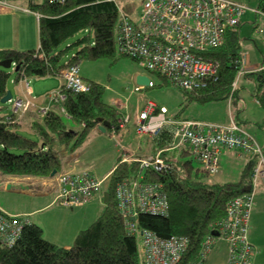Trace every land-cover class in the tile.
I'll use <instances>...</instances> for the list:
<instances>
[{"label":"trees","instance_id":"16d2710c","mask_svg":"<svg viewBox=\"0 0 264 264\" xmlns=\"http://www.w3.org/2000/svg\"><path fill=\"white\" fill-rule=\"evenodd\" d=\"M27 1L31 11L41 14L39 47L0 49V62L12 60L16 64L13 71L0 65V102L13 74L16 81L60 75L63 69L80 65L83 60L113 57L115 29L119 32L123 17L133 19L121 14L118 0ZM238 31H230L221 46L209 51L208 54L220 65L218 73L208 80L206 86L190 91L179 87L184 96L182 105L234 98L233 82L238 71L235 59L240 50ZM80 32L82 34L69 43ZM155 74L170 81L165 75ZM250 74L256 76L254 96L264 110V93L259 92L264 71ZM86 81L91 88L80 93L63 84L60 90L65 92L66 99L32 123L38 133L37 139L20 132L11 119L0 116V176L52 177L51 173L57 170L56 176L62 172L63 165L58 144H65L68 152L75 151L99 124V117L109 121L113 131L121 130L120 119L124 115L116 105L103 100L105 86ZM68 121L82 125V128L76 130ZM171 136L170 131L163 130L152 139L172 168L167 172L144 171L146 181L163 185L169 201L167 213L139 212L133 219L137 232L129 233L118 207L116 191L124 179L140 177L141 167L139 161H122L121 158L108 177L106 187L103 189V183L99 191L102 190L103 203L99 216L78 232L71 246L64 247L48 240L42 227L29 221L24 224L13 246L0 243V264H146L140 251V232L143 230L153 231L161 238L172 235L188 237V247L178 264H201L207 257L202 258L203 240L209 234L217 235L216 224L226 215L228 202L247 191L244 186L250 179L253 164L247 165L239 182H210L203 168L195 167L192 159H182L189 152L188 147L181 148L179 157L167 155L165 148L171 147Z\"/></svg>","mask_w":264,"mask_h":264},{"label":"built area","instance_id":"2783aa9c","mask_svg":"<svg viewBox=\"0 0 264 264\" xmlns=\"http://www.w3.org/2000/svg\"><path fill=\"white\" fill-rule=\"evenodd\" d=\"M7 4L8 0H0V8ZM248 10L263 21L258 26V32L264 36V0L255 9L237 0H143L142 11L136 19L123 17L120 23L119 51L147 71L167 76L180 88L190 91L204 87L218 73L220 65L219 61L208 54L209 51L221 46L227 34L238 29ZM36 15L41 16L38 12ZM235 63L238 73L233 82L234 89L244 73L264 71V66L254 71L245 69L246 55L241 50L238 51ZM61 75L69 90L80 93L91 88L90 83L82 77L78 64L63 69ZM260 83V91L264 93V75ZM153 84L150 81L149 86ZM143 88L145 86H137L135 90ZM30 93L28 89V95ZM48 97L50 102L56 104L65 100L66 94L59 90L50 93ZM9 102L13 112L34 108L44 116L50 110L48 106L38 107L32 98H11ZM61 110L64 111V108ZM167 113V107L148 100L136 118L137 133L154 138L170 127L173 139L171 146H188L190 154L201 162L208 175H215L221 169V148L239 150L255 157L249 189L228 202L226 215L216 224L217 235L206 236L201 252L202 258H205L216 239L223 238L229 243L226 264H252L254 247L249 238L250 219L258 184L264 179L263 148L234 117L229 124H220L175 118ZM129 119V115L122 117L120 128ZM139 162L140 177L124 179L116 191L118 207L131 234L137 232L133 218L139 212L164 215L169 206L163 185L146 181L144 171L153 169L167 172L172 168L171 163L165 160L161 150L154 157L140 159ZM55 177L60 187L58 198L68 206L91 201L103 184V180L89 170L75 173L63 171ZM27 222V217L10 215L0 209V243L13 246ZM140 235V251L146 264H178L189 244L186 236L161 238L150 230H143Z\"/></svg>","mask_w":264,"mask_h":264},{"label":"crops","instance_id":"0c3cea01","mask_svg":"<svg viewBox=\"0 0 264 264\" xmlns=\"http://www.w3.org/2000/svg\"><path fill=\"white\" fill-rule=\"evenodd\" d=\"M16 8L22 9L24 11L22 12L23 14H16ZM27 9H29L28 6H15L14 3H8L7 5H3L0 8V49H31L29 47L36 46L37 44L39 47V17L36 15V12L27 11ZM25 13H29L26 14L28 16H24ZM32 14L34 16H32ZM135 17L136 16H133L132 18L136 19L138 16L136 18ZM11 67L13 68L11 71L15 70L16 64L12 62ZM148 72L150 71H139L137 69L134 70V72L130 76L131 86L134 85V90L137 86H143L137 84L138 74L148 75L150 77V80L153 82L152 77ZM83 74L84 76L82 77L85 80L101 83V79H99V77H97L95 73L94 64H90L88 71L84 72ZM54 76L58 77L59 81H56L53 78ZM42 83H44V85L46 86L39 87ZM32 84L38 91L37 94L34 93ZM63 84L64 80L61 74L47 75L44 77H34L32 80L30 77L20 79L19 81L15 80V76L13 74L8 82V90H11L13 99L32 98L33 102L38 107L48 106L50 109H52L56 106L55 103L50 102L48 96L52 92L59 91ZM44 87H49L51 89L45 94L40 93L39 91ZM145 88L147 89L151 87L145 86ZM28 89H30L31 92L29 95ZM138 95L139 105L136 109L135 114L131 112L129 106L119 98L116 97L114 98V100L109 101V103L116 105L124 116L130 113L128 124L122 127L119 132L113 131L112 127H108L105 131H103L99 128V122V124L91 131L89 138L75 151L68 152L66 150L67 147L65 144H58L57 148H61L58 149L60 150L63 159L62 172L68 171L75 173L83 170H89L90 172L95 174V176H97L96 173L87 166L90 160L89 158H87V150H89L90 148H92V152L102 150L104 153H109L108 155L111 154V158L115 160V163H117V161L121 158L122 161H139L140 159L144 158H152L160 151V149L157 148L158 146L155 140H153L149 136H140L137 133V127L135 123L138 113L143 110L148 100H153L158 105H160V103L153 98L146 97L143 94ZM215 102L216 101L201 104L193 102L202 105V108L197 109L196 116H198V118L187 119L229 124L234 117L238 124L245 128L257 140V142L264 150V128L259 121L262 116L261 113H259L260 116H257L256 112L254 114L250 113L245 115L244 119L241 118L240 114H238L240 110L237 107L238 102L235 101L234 97L229 101L228 113L226 114V112L223 110V116L220 117L222 108H220L218 104H213ZM234 103L236 105V112L233 110ZM2 104L5 103L0 102V108H3ZM0 116H5L8 119H11L20 132L24 134L27 133L35 135L38 137V133L32 128V123L38 119H41L43 115L34 108L27 110L18 109L16 112H13L12 109L11 113H0ZM173 117L178 118L177 116ZM131 121L134 122V128L129 127V123ZM79 126L81 129L82 125ZM164 130L169 131L170 127H167ZM93 139H97V142H95ZM111 141L113 143L112 145L110 144ZM171 141H173L172 136L170 142ZM183 147L188 146H186L185 144L175 147L168 146L165 148V150L167 152V155L169 156L170 152H176L177 149H181ZM188 153H190V151ZM220 163L221 169L217 173V175L215 174L216 176L219 175L218 179L220 181L216 182H239L242 180L243 172L247 165L249 163H255V157L249 155L246 152H240L239 150H227L226 148H221ZM113 169L105 174L104 177H97L99 179H102L104 183L113 172ZM232 170L234 171L232 172ZM223 174L225 177L223 176ZM2 177L3 176H0V179ZM3 178L5 179V183L7 185L9 183L16 185L15 188L13 187L11 189H6L7 191L23 194L25 195L23 196L25 197L24 202L30 201L34 204V207L32 208L20 207V209L15 211H7L11 212L13 215L27 217L30 222L37 223L42 227L45 238L58 245L61 244V246H71L78 232L88 227L99 216L103 208L101 197L102 190L101 193L97 194V196H95L90 202L81 203L75 206H68L61 203L58 198L60 187L55 176ZM249 184L250 179L245 183V190L249 189ZM21 185L24 186L23 189L21 188ZM0 208L2 209L1 204ZM38 213L40 214L36 216V214ZM249 238L254 247L252 264H264V179L260 181L256 190L255 201L251 212ZM228 256V241L223 238H217L212 245V248L209 251L206 259L201 264H226Z\"/></svg>","mask_w":264,"mask_h":264},{"label":"rangeland","instance_id":"374dc122","mask_svg":"<svg viewBox=\"0 0 264 264\" xmlns=\"http://www.w3.org/2000/svg\"><path fill=\"white\" fill-rule=\"evenodd\" d=\"M237 1H240L250 9H255L259 6L261 0H237ZM8 3L10 4L14 3L15 6L17 5L28 6L27 0H8ZM117 3L121 10V14L124 13L129 17L139 16L143 7V0H118ZM22 12L24 11L20 8L15 9L16 14L19 15L23 14ZM26 14L29 13H25L24 16H28ZM32 16L34 15L32 14ZM262 24L263 21H260V19L257 18L256 14L248 10L246 14L242 17L241 24L238 26L239 38H240V50L246 55V63L244 67L245 69L250 71L259 70L264 66V36L258 32V26ZM81 34L82 32L78 33L77 36L69 40V43L72 40H75ZM114 38H115V54L113 57L111 58L105 57L97 60H83L79 65L81 74L82 76H84L83 73L88 71L89 65L94 64L95 73L97 77L101 79L100 80L101 84L105 86L104 95H103V100L105 102L109 103V101L114 100V98L117 97L120 100H122L125 104H127L131 109V112L135 114L136 109L139 105L138 94H143L148 98L155 99L157 102L160 103V106L164 105L165 107H167L168 116L171 117L177 116L180 119L198 118V116H196L197 109L202 108V105H199L197 103H191L186 107L184 104L182 105L184 96L181 90L179 89V87L173 84L171 81L162 80L155 73L148 72L151 75L155 86L147 89L143 88L142 90H138V91L134 90V85L131 86V82H130L131 74L134 72L135 69L139 71H146V69L143 68L138 62H136L129 56L122 55L120 53L117 28L114 31ZM32 47L38 48V44ZM62 47H64V45ZM5 68L9 70L13 69L11 66ZM249 74L250 73H244L241 77H239L237 88L234 89L236 94L234 96L235 101L238 102L237 107L238 109H240L238 114H240V117L244 119V116L247 114L250 113L254 114L256 112L257 113L256 115L260 116L259 113H261L262 116L259 121L264 128L263 125L264 110L261 107L260 103L256 102L257 100L254 99V94H256V79H255L256 76L254 74H250V75ZM33 78L34 77H31V80ZM53 78L56 81H59L58 77L54 76ZM33 84L32 87L34 93L37 94L38 91L35 89ZM42 86H46V85L42 83L39 87ZM50 89L51 88L49 87H44L39 92L45 94ZM259 92L261 91L259 90ZM230 100H232V98L219 100L213 103V104H218L220 108H222L220 117L223 116V110L226 112V114L228 113ZM11 105L10 102L2 104L3 108H0V113L3 114L11 113L12 110ZM233 110L236 112L235 103L233 104ZM127 115H130V113H128ZM68 124H70V126H72L76 130L80 129V126L78 124L71 123V121H68ZM129 127L134 128L133 121L129 123ZM25 135L34 139L38 138L35 135H31L27 133H25ZM93 140L97 142V139H93ZM110 144L111 145L113 144L112 141ZM58 148L61 149L60 147ZM91 149L92 148L87 150L88 151L87 158L90 159L87 166L92 171H94L99 178H102L104 177L105 174H107L111 169L114 168L116 164L115 160L111 158V154L108 155L109 153H104L102 150H97L92 152ZM181 152L182 149H177L176 152H170L169 155L175 154L176 157H179ZM182 159L183 160L192 159L193 165L195 167L203 168L201 162L195 159L194 156L188 152L185 153ZM233 171L234 170H232V172ZM216 175H209L207 177V180L210 182L220 181L218 179L219 175L218 176ZM106 184H107V180L104 182L103 189L106 187ZM6 187L7 184L5 183V179L2 177L0 179V204L2 205V209L0 208L1 210L4 209L3 211H6V213L8 212V214H10L11 212L9 211L18 210L20 209V207H27V208L34 207L33 206L34 204L32 202L30 201L24 202L25 197L23 196L25 195L17 192L7 191ZM39 214L40 213L36 214V216ZM10 215L13 214L11 213Z\"/></svg>","mask_w":264,"mask_h":264},{"label":"water","instance_id":"95a60500","mask_svg":"<svg viewBox=\"0 0 264 264\" xmlns=\"http://www.w3.org/2000/svg\"><path fill=\"white\" fill-rule=\"evenodd\" d=\"M11 64H12V60H4V61L0 62V65L3 67H10ZM150 81H151L150 77L146 74H138V76H137V84H139V85L149 86ZM11 98H13V94H12L11 90H7V93L1 98V102L7 103ZM99 122H100L99 128L102 129L103 131H105L108 127H111V123L109 121L105 120L103 117H99ZM56 173H57V170H54L51 173V176H54ZM13 187L15 188L16 185L12 184V183H9L7 185V189H11ZM21 188L23 189L24 186L21 185Z\"/></svg>","mask_w":264,"mask_h":264}]
</instances>
